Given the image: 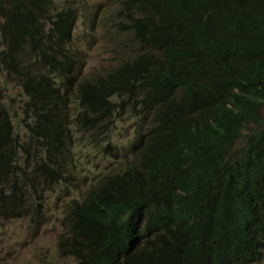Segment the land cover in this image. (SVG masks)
<instances>
[{"label": "trees", "instance_id": "trees-1", "mask_svg": "<svg viewBox=\"0 0 264 264\" xmlns=\"http://www.w3.org/2000/svg\"><path fill=\"white\" fill-rule=\"evenodd\" d=\"M7 1L0 230L58 202L76 264L263 262L264 0L89 1L119 51L90 73L74 46L88 0ZM80 143L115 167L91 175Z\"/></svg>", "mask_w": 264, "mask_h": 264}, {"label": "rangeland", "instance_id": "rangeland-1", "mask_svg": "<svg viewBox=\"0 0 264 264\" xmlns=\"http://www.w3.org/2000/svg\"><path fill=\"white\" fill-rule=\"evenodd\" d=\"M90 2L102 3L103 0H88ZM83 9V8H82ZM108 10L100 5L95 11L88 9L84 17L78 13V20L74 32V46L83 49L82 60L85 64V71L101 72L111 67L118 57V50L114 45L112 35L101 25V18ZM92 12V15H89ZM5 104L10 109L11 115L18 116L21 97L11 85H6ZM264 114V107H263ZM14 118V117H13ZM17 128V122L14 121ZM129 123L124 121L115 129L113 141H123L130 129ZM114 133V131H113ZM112 133V134H113ZM22 134V128L20 129ZM78 149L83 150V155L89 160L85 161V169L94 172H104V169H113L115 162L100 159V155L92 146L78 145ZM61 208L58 202H54L46 210H41L43 221L35 223L32 219H18L5 222L0 230V264H76L70 257H63L59 254L56 243L61 232V227L56 217L60 215ZM264 264V261L259 263Z\"/></svg>", "mask_w": 264, "mask_h": 264}, {"label": "bare ground", "instance_id": "bare-ground-1", "mask_svg": "<svg viewBox=\"0 0 264 264\" xmlns=\"http://www.w3.org/2000/svg\"><path fill=\"white\" fill-rule=\"evenodd\" d=\"M7 1V0H6ZM8 2V1H7ZM66 3H68V0H62V1H59V5H66ZM80 5V4H79ZM88 5L89 4H87L83 9H81V11H80V15H81V17H84V15H85V12H86V10H87V8H88ZM76 6H77V4H76ZM147 7V6H146ZM138 17V16H137ZM4 43V42H3ZM21 56V55H20ZM7 85H11V84H7ZM12 86V85H11ZM13 87V86H12Z\"/></svg>", "mask_w": 264, "mask_h": 264}]
</instances>
